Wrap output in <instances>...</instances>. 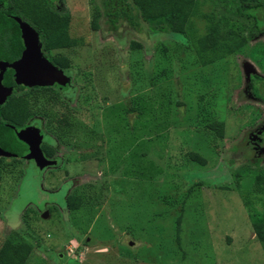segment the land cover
<instances>
[{
  "label": "rangeland",
  "instance_id": "rangeland-1",
  "mask_svg": "<svg viewBox=\"0 0 264 264\" xmlns=\"http://www.w3.org/2000/svg\"><path fill=\"white\" fill-rule=\"evenodd\" d=\"M51 6L69 18L66 31L74 41L82 39L71 57L79 69H70L67 87L55 91L69 106L84 94L93 101L80 103L74 121L81 132L64 139L69 145L55 144L57 165L40 170L24 158L21 166L3 170L0 243L23 228V213L31 208V228L41 241L26 264H264L238 194L251 192L253 172L264 170V102L250 88L252 76L264 78V31L201 68L189 51H180L183 36L154 34L144 23L133 29L121 22L113 30L102 16L93 30V18L102 14L99 0H55ZM201 95L216 103L212 120L223 124L215 153L185 123L197 114ZM102 96L106 104L96 109ZM137 96L151 109L142 118L124 109ZM190 150L207 164L187 163ZM102 181L107 199L95 214L69 212L72 190ZM196 182L204 185L189 193Z\"/></svg>",
  "mask_w": 264,
  "mask_h": 264
},
{
  "label": "trees",
  "instance_id": "trees-1",
  "mask_svg": "<svg viewBox=\"0 0 264 264\" xmlns=\"http://www.w3.org/2000/svg\"><path fill=\"white\" fill-rule=\"evenodd\" d=\"M10 1L13 8L11 13L34 29L39 36L42 50L50 62L64 72L74 69L71 57L74 49L82 45V39L76 42L66 31L69 18L52 9L51 4L55 0ZM99 4L102 14L98 12L93 18L91 25L93 30L99 28V20L104 17L107 18L113 30H116L121 22L129 23L133 29H137L140 23H144L154 34L183 36L185 41L183 45H180L182 47L180 51H189L193 63L201 68L220 63L264 31V0H99ZM96 10L99 11L98 8ZM16 31L18 35L19 30ZM130 46L133 51L141 48L136 42H131ZM163 50L167 52L166 46ZM18 56L19 52L15 58ZM151 85L155 84L151 83ZM217 87L221 90V86ZM250 88L254 97L264 102V78L252 76ZM83 89L84 87L80 86V92ZM81 101L87 105L93 100L84 94L79 97L78 105L69 106L49 86L38 90L33 89L31 93L9 97L0 108V120L13 128H19L29 124L34 116L41 117L45 122L46 134L55 137L61 146H66L69 142H65L64 139L74 138L83 129L74 121L82 114L78 110L82 105ZM105 104L106 96H102L96 109L103 108ZM177 106H180V102H177ZM216 106L212 100L208 101L204 95H201L196 104L197 114L188 117L185 122L191 124L190 131L200 136L199 139L202 144L204 143L203 147L209 148L212 144V150H210L212 153H215L217 149L216 140L223 138V124L212 120L214 113L211 111L214 110L211 108ZM124 109L126 114L135 113L137 118L146 116V113L151 110L148 103L138 96L130 103L128 102ZM190 109L193 107H189L188 112L191 111ZM85 113L87 114L86 110ZM5 131L9 133V136L2 147L7 151L16 152L10 146H14L13 141H17V138L8 128ZM212 134L213 137H210ZM261 136L264 140V129ZM41 150L48 157L56 154L52 146L48 144L42 145ZM184 154L187 163H196L201 166L207 164V158L200 152L190 150ZM6 167V165H0V177ZM234 176L238 179L240 174L235 173ZM253 176L252 191L238 194L246 209L254 239L260 242L264 251V170L259 169L253 172ZM97 185L95 187L93 184H88L72 190L66 197L69 212L89 210L95 214V208L99 209L107 199V182H97ZM203 185V182H196L188 192ZM223 189L231 190L230 187ZM35 217L33 210L27 209L22 216L23 228L5 234L0 243V264H26L35 248L34 242L38 244V247L40 246L41 240L35 237L37 234L31 228V222L35 220ZM180 217L176 221L177 236L180 230Z\"/></svg>",
  "mask_w": 264,
  "mask_h": 264
},
{
  "label": "flooded vegetation",
  "instance_id": "flooded-vegetation-1",
  "mask_svg": "<svg viewBox=\"0 0 264 264\" xmlns=\"http://www.w3.org/2000/svg\"><path fill=\"white\" fill-rule=\"evenodd\" d=\"M12 9L13 8H12L10 0H0V72H2V75L0 76V86L2 88H6V89L10 90L9 94L6 96L3 103L0 104V108L6 102V100L9 99V97H11L13 95L20 96V95H23L24 93H31V91L33 89L38 90L40 88H44V87H48V86L52 90H62V89H65L67 87V86H59L58 84H53V85H48V86H37L36 85V86H32L33 87L32 88V87H29V86H26L23 84H17L16 83L15 69L11 66H12V64H14L15 62H18L21 59L22 53L25 49L24 48V41L22 39V34H21V29H20V23L27 25L33 31H34V29L27 22H25L24 20H22L18 16H15L14 14H12L11 13ZM16 30H19L18 35H17ZM14 31L16 32V35H14L15 34ZM36 35H37V33H36ZM37 37H38V43H39V51H42L44 53V51L42 50L41 44H40L39 36L37 35ZM17 52H19V56L15 58V55L17 54ZM42 57L44 59H46L49 63L52 64V62H50V60L47 58L46 54H45V56L42 55ZM59 70H61V69H59ZM63 73L67 77H69L68 72L63 71ZM5 127H7L9 130H11V132L13 133V135L15 137H16L17 132L25 130L27 128L38 129L40 135L42 136V140H41L40 146H39L40 150H41L42 145L48 144V145H51L52 148L56 152V154L54 156L48 157L41 150L45 160L55 162V164L46 166L44 168H47L50 166H55L60 161L59 160L60 157L58 156L57 148L55 146L56 143L59 145H60V143L52 135L46 134V132L44 130L45 122L43 121V119L41 117L34 116L30 120L29 124H27L24 127H19V128H13L11 125H8L5 122L0 120V149L3 150L4 152L10 154V156L0 155V160H1L0 165H2V166L6 165L7 167H15L18 165L21 166L22 162H24V160H25L24 158H26V155L29 152L28 145H26L24 142L20 141L17 137H16L17 141H15V142L20 147H17V146L15 147V145L10 146L11 149L16 150V152L7 151L2 147L4 141L8 140L7 136H9V133H7L5 131L7 129ZM3 128H5V129H3ZM49 135H50V138H49ZM11 144H12V142H11ZM13 144H15V143H13ZM29 161H31L32 164H34L37 167L34 160H29Z\"/></svg>",
  "mask_w": 264,
  "mask_h": 264
},
{
  "label": "water",
  "instance_id": "water-1",
  "mask_svg": "<svg viewBox=\"0 0 264 264\" xmlns=\"http://www.w3.org/2000/svg\"><path fill=\"white\" fill-rule=\"evenodd\" d=\"M22 39L24 41V51L18 62L12 64L15 69V78L17 84L26 86H48L58 84L66 86L69 78L62 70L56 68L53 64L44 59L39 52V43L36 33L27 25L20 23ZM2 72H0V76ZM10 90L0 86V104L3 103ZM16 137L29 147L26 159L34 160L37 167L42 170L44 167L53 165L55 162L44 159L40 150L42 136L36 128H27L19 131ZM0 155L10 156L9 153L0 149ZM47 212L42 214L41 218H46Z\"/></svg>",
  "mask_w": 264,
  "mask_h": 264
}]
</instances>
